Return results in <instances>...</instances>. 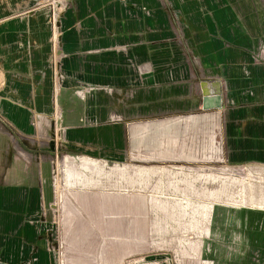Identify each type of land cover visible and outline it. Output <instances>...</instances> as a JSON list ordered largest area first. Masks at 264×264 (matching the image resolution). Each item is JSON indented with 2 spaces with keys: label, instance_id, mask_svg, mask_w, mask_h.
Here are the masks:
<instances>
[{
  "label": "crops",
  "instance_id": "0c3cea01",
  "mask_svg": "<svg viewBox=\"0 0 264 264\" xmlns=\"http://www.w3.org/2000/svg\"><path fill=\"white\" fill-rule=\"evenodd\" d=\"M61 6L55 95L49 14ZM260 40L264 0H0V264H71L74 230L59 260L47 217L79 213L55 205L45 167L56 162L72 189L116 194L181 163L149 188L156 238L199 232L198 251L178 248L173 264H264L261 235L203 222L208 206L234 207L208 200L219 189L208 191L202 172L207 162L264 166Z\"/></svg>",
  "mask_w": 264,
  "mask_h": 264
},
{
  "label": "rangeland",
  "instance_id": "374dc122",
  "mask_svg": "<svg viewBox=\"0 0 264 264\" xmlns=\"http://www.w3.org/2000/svg\"><path fill=\"white\" fill-rule=\"evenodd\" d=\"M185 9V8H184ZM193 9V8H191ZM258 60L264 62V41L258 44ZM7 122L1 120L0 127H6ZM22 138V137H21ZM18 157L34 160L39 154L25 151L29 156ZM43 155L49 156L48 152ZM130 168L144 166L152 167L157 162H122L120 165ZM164 168L158 170L148 180V187L138 191L136 187L130 193L110 191H79L72 189L65 181L64 172L57 162L47 163L45 170L49 179V188L56 195L55 205L62 208L77 207L79 213H55L48 215L53 242L58 251L59 260H63L67 242L71 243L74 230V256L69 260L71 264H173L176 250L180 247L191 248L192 253L198 251L199 232L169 234L163 238H156L152 230L151 196L149 188L158 185L157 180L167 181L166 176L172 174L168 165L181 166V163H162ZM111 165V164H110ZM183 174L182 167L176 170ZM207 175V190L218 188L216 195L207 196L208 200L216 201L220 197L226 213L215 214L212 207L203 222H234L239 224L241 239L244 235H261L256 244L264 241V166L261 162H207L202 170ZM195 173V172H192ZM216 180L213 181V180ZM119 183V182H118ZM122 186V182L119 183ZM160 184V183H159ZM162 184V183H161ZM125 187V183H123ZM143 189V188H142ZM164 190H167V186ZM121 198L119 199V195ZM209 202V201H207ZM105 206V208H101ZM112 205L113 213H109L108 206ZM121 207V213H118ZM225 212V209L222 210ZM220 212V210H219ZM196 221L203 219V215L195 216ZM68 225H63L64 222ZM66 226V228H64ZM67 229V231H66ZM203 244L211 241L213 231L206 232ZM80 236V237H79ZM196 236V237H194ZM69 237V239H68ZM181 245H180V244ZM206 245V244H204ZM194 249V250H193ZM78 251V252H77Z\"/></svg>",
  "mask_w": 264,
  "mask_h": 264
},
{
  "label": "built area",
  "instance_id": "2783aa9c",
  "mask_svg": "<svg viewBox=\"0 0 264 264\" xmlns=\"http://www.w3.org/2000/svg\"><path fill=\"white\" fill-rule=\"evenodd\" d=\"M65 9V6L59 7L57 10L54 9V7L51 8L50 10V25L52 28V54H51V71H52V78H53V92L55 95H57L58 91L61 88L63 76L60 72V66L57 61L58 58V46H57V37H58V26H59V21L60 17ZM142 68L138 67L137 72L139 75L142 73ZM84 90H78L75 92V94L80 98L83 99L84 95ZM53 124L61 119V114L59 112V109L56 107V110L54 111V114L52 118ZM111 120H119L118 118H111ZM60 129V128H59Z\"/></svg>",
  "mask_w": 264,
  "mask_h": 264
},
{
  "label": "water",
  "instance_id": "95a60500",
  "mask_svg": "<svg viewBox=\"0 0 264 264\" xmlns=\"http://www.w3.org/2000/svg\"><path fill=\"white\" fill-rule=\"evenodd\" d=\"M49 148H50L51 151H54L53 144H50Z\"/></svg>",
  "mask_w": 264,
  "mask_h": 264
},
{
  "label": "bare ground",
  "instance_id": "6f19581e",
  "mask_svg": "<svg viewBox=\"0 0 264 264\" xmlns=\"http://www.w3.org/2000/svg\"><path fill=\"white\" fill-rule=\"evenodd\" d=\"M84 160V159H83ZM85 161V160H84ZM81 162V161H80ZM87 162V161H86ZM83 165V164H82ZM84 166V165H83Z\"/></svg>",
  "mask_w": 264,
  "mask_h": 264
}]
</instances>
